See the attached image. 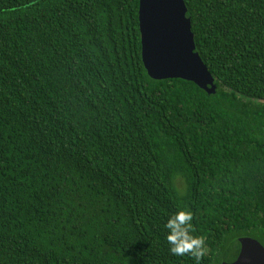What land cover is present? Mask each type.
I'll return each instance as SVG.
<instances>
[{"label":"trees","instance_id":"trees-1","mask_svg":"<svg viewBox=\"0 0 264 264\" xmlns=\"http://www.w3.org/2000/svg\"><path fill=\"white\" fill-rule=\"evenodd\" d=\"M208 94L156 80L139 0H0V264H201L264 245V0H185Z\"/></svg>","mask_w":264,"mask_h":264},{"label":"water","instance_id":"water-1","mask_svg":"<svg viewBox=\"0 0 264 264\" xmlns=\"http://www.w3.org/2000/svg\"><path fill=\"white\" fill-rule=\"evenodd\" d=\"M185 0H139L142 60L156 80L181 78L208 94L217 91L215 78L196 50L191 18ZM233 261L221 264H264V245L252 236L239 237Z\"/></svg>","mask_w":264,"mask_h":264},{"label":"clouds","instance_id":"clouds-1","mask_svg":"<svg viewBox=\"0 0 264 264\" xmlns=\"http://www.w3.org/2000/svg\"><path fill=\"white\" fill-rule=\"evenodd\" d=\"M193 221L194 213L190 209H178L165 224L168 229L166 239L173 255L191 257L195 264H201L208 251L207 238L203 234H195Z\"/></svg>","mask_w":264,"mask_h":264}]
</instances>
